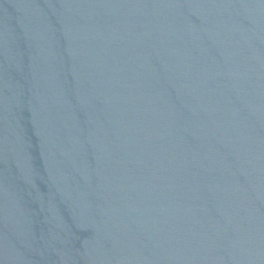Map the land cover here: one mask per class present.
<instances>
[{
	"label": "water",
	"instance_id": "1",
	"mask_svg": "<svg viewBox=\"0 0 264 264\" xmlns=\"http://www.w3.org/2000/svg\"><path fill=\"white\" fill-rule=\"evenodd\" d=\"M0 264H264V0H0Z\"/></svg>",
	"mask_w": 264,
	"mask_h": 264
}]
</instances>
